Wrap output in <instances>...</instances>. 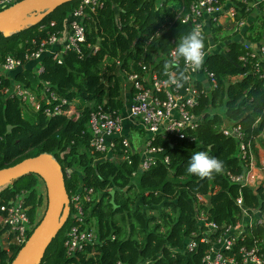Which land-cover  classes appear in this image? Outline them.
<instances>
[{"label":"trees","instance_id":"1","mask_svg":"<svg viewBox=\"0 0 264 264\" xmlns=\"http://www.w3.org/2000/svg\"><path fill=\"white\" fill-rule=\"evenodd\" d=\"M100 1L101 5L83 17L86 38L80 44L81 53L66 50L61 53V62L44 54L38 76L33 71L36 60L11 74L37 97L44 95L39 110L19 97L0 96V168L49 153L60 165L67 194L84 185L94 190L92 199L83 206L86 226L98 235L95 243L68 255L63 244L68 216L37 264H206L203 257L210 243L201 240L206 229L199 222L201 210L218 226L212 237L228 226L245 223L244 234L234 240L227 254L239 258L242 246L255 244L264 249V223L257 222L253 213L254 209L264 213V181L252 187L243 179H232L245 175L248 157L241 155L239 140L222 131L223 127L239 125L244 143L251 144L264 129V62L257 71V56L248 57L245 63L240 59L264 35V13L259 12L264 0L258 5L255 0H230L235 7L234 19H247L243 37L229 24L208 20L203 31L208 51L202 71L211 72L215 83L203 89L194 80L201 90L192 108L200 115L198 125L184 137L154 136L152 143L162 146V151L156 152L147 169L140 167V151H130L118 138L117 157L94 150L90 146V113L99 105L107 109L123 105L124 90L131 88L124 81V71H139L145 64L144 75L155 72L165 76L163 64L170 58V50L181 35L193 29L181 21L193 0ZM77 2L60 4L34 24L0 31V61L6 54L21 56L32 39L39 41L49 32L62 30ZM217 42L225 49L221 45L210 48ZM88 44H97L98 49L92 52ZM180 66L184 67L183 61ZM38 78L49 82L47 90ZM49 91L74 101L78 114L47 115L43 109L56 102L49 98ZM197 151L222 160V174L211 180L188 174L189 159ZM39 180L33 172L15 178L0 187V201L22 194L28 215L37 224L41 218L36 216L37 209L44 197L46 200V187L43 193ZM2 214L0 211V218ZM190 238L196 240L193 248L186 246ZM19 249L11 245L9 254L0 247V264H10Z\"/></svg>","mask_w":264,"mask_h":264},{"label":"built area","instance_id":"2","mask_svg":"<svg viewBox=\"0 0 264 264\" xmlns=\"http://www.w3.org/2000/svg\"><path fill=\"white\" fill-rule=\"evenodd\" d=\"M18 0H0V10L9 6ZM246 2L247 0H242ZM260 0H255L258 5ZM100 0H78L69 12V18L65 22L62 30L49 32L46 37L36 41L32 39L21 56L6 54L0 61V96L19 97L23 103H29L35 111L41 108L42 94L37 97L29 88L16 81L11 75L18 69H22L27 62L36 60L38 64L34 65L33 71L38 76L43 66L41 60L44 54H50L57 62H61V53L73 49L81 53L80 44L85 40V25L83 17L89 10L94 11L96 6L101 5ZM264 13V5L259 9ZM235 7L230 0H193L189 10L181 16V21L194 27L205 30L208 20H214L219 24H229V27L237 31L240 36H244V26L248 23L246 18L234 19ZM55 25L54 21L50 22ZM42 27V26H41ZM245 45L249 43L243 39ZM220 47L213 43L211 49ZM92 52L98 49L97 44H88ZM252 51L240 56L245 63L248 57L257 56L254 69L259 71L264 62V35L255 44L252 45ZM221 48L225 49L224 45ZM173 50V49H172ZM170 50V53L171 51ZM205 49V56L207 54ZM169 53V55H170ZM146 65L141 64V70H129L123 72L124 81L130 85V96L125 99L120 108L107 109L99 105L91 111L89 125L92 132L90 146L100 152L106 153L109 157H117L115 154V143L118 138L122 145L130 151H140V167L149 168L155 161L156 152L162 151V146L152 143L154 136L160 134L162 137L178 135L184 137L185 134L198 125L200 115L192 109L198 102L200 88L194 82V75L191 73V82L186 84L183 89L164 84L166 76L159 77L157 73H146ZM209 84L214 85L215 81L211 72L205 73ZM264 75V72H263ZM45 90L48 89L49 82L38 78ZM207 86V87H208ZM203 87V86H202ZM203 89H205L203 87ZM49 98L56 100L50 106L43 110L47 115L65 114L67 116H76L78 112L75 108V102L66 98H58L52 91H49ZM128 121L134 129H141L148 135L135 145L131 134L123 131V123ZM226 135H233L239 140V149L243 157L249 153V143H244L243 132L239 125H231L222 128ZM107 137H110L107 140ZM164 161L168 162V155L164 156ZM234 180L243 179L239 176H231ZM94 190L92 186H81L77 190L68 194V216L70 224L65 231L64 246L68 255L81 250L87 244H93L98 238L97 232L91 227L86 226L84 202L92 199ZM201 199V197L199 196ZM240 202V199L237 200ZM28 206L23 203L22 194L16 195L8 202L0 201V211L3 212L0 218V247L11 254V245L20 246L27 241L30 233L35 227V221H32L28 215ZM253 213L257 222L264 223V213L259 209H254ZM67 216V217H68ZM199 222L206 226L202 231L201 240L209 242L203 261L206 264H264V249L260 245L251 247L242 246L239 250L240 256L236 258L234 254H227L231 249L234 240L244 234L245 223L240 221L234 226H228L223 231L216 232L212 237L211 233L218 230L215 222L207 220L206 214L201 210L198 213ZM250 221V220H249ZM187 248L196 246L194 238L188 239Z\"/></svg>","mask_w":264,"mask_h":264},{"label":"water","instance_id":"3","mask_svg":"<svg viewBox=\"0 0 264 264\" xmlns=\"http://www.w3.org/2000/svg\"><path fill=\"white\" fill-rule=\"evenodd\" d=\"M67 1L70 0H18L0 10V31L7 33L34 24ZM30 172L36 173L44 181L46 206L39 222L10 264H37L55 232L68 216V194L63 174L59 163L49 153L26 157L0 168V187ZM113 193L111 190V194Z\"/></svg>","mask_w":264,"mask_h":264},{"label":"clouds","instance_id":"4","mask_svg":"<svg viewBox=\"0 0 264 264\" xmlns=\"http://www.w3.org/2000/svg\"><path fill=\"white\" fill-rule=\"evenodd\" d=\"M184 67L181 68L180 62ZM205 61V37L201 28L194 27L187 34L178 38L176 47L171 51L170 58L163 64V74L167 77L164 84L183 88L191 82V73L199 71ZM224 163L217 157L209 155L206 151L194 152L186 172L199 179H213L215 175L222 174Z\"/></svg>","mask_w":264,"mask_h":264},{"label":"crops","instance_id":"5","mask_svg":"<svg viewBox=\"0 0 264 264\" xmlns=\"http://www.w3.org/2000/svg\"><path fill=\"white\" fill-rule=\"evenodd\" d=\"M257 1V0H256ZM208 22L206 23V26ZM33 65V64H32ZM194 79L199 81L201 85L206 88L208 86V79L205 73L202 71V68L197 71L194 75ZM130 96V91L128 89L124 90V98L127 99ZM134 130L132 126L129 125L128 121H124L123 123V131L130 134V131ZM110 137H107L109 140ZM139 143V142H138ZM250 145L248 157V168L243 177V180L249 186H255L258 183L264 181V129L263 131L257 135L253 142ZM248 218L246 214L244 216V220Z\"/></svg>","mask_w":264,"mask_h":264},{"label":"rangeland","instance_id":"6","mask_svg":"<svg viewBox=\"0 0 264 264\" xmlns=\"http://www.w3.org/2000/svg\"><path fill=\"white\" fill-rule=\"evenodd\" d=\"M217 44H219V45H222V42H217ZM137 130V132L136 131H134V130H131L130 131V134H131V136H132V140L134 139V141H136V143H135V145H138L139 143V141L141 140V139H143L145 136H147L148 135V133L147 132H143L141 129H136ZM40 177V176H39ZM41 178V177H40ZM40 181V188L42 189V191H43V193L45 192V184H44V182H43V179L41 178V180H39ZM43 196H45L44 194H43ZM45 205H46V200H45V197L43 198V201H42V205L37 209V214H36V216L39 218V217H42V215H43V212H44V210H45Z\"/></svg>","mask_w":264,"mask_h":264}]
</instances>
